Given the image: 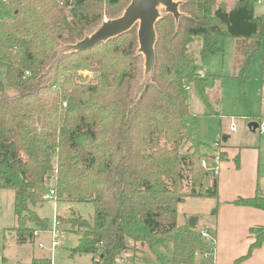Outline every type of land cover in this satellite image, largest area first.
<instances>
[{
	"label": "trees",
	"instance_id": "1",
	"mask_svg": "<svg viewBox=\"0 0 264 264\" xmlns=\"http://www.w3.org/2000/svg\"><path fill=\"white\" fill-rule=\"evenodd\" d=\"M121 1L0 0V10L8 13L0 19V71L5 85L16 90L8 94L0 84V192H13L16 217V227L4 233L14 234L22 246L34 241L37 230H48L49 222L31 208L42 203L50 180L57 201L93 207L89 220L69 214L67 223L78 237L71 254L91 256V264H114L124 255L133 259L144 250L170 249L167 264H194L197 254L213 247L187 223L178 224L177 207L187 197L216 198L217 180L202 167V162L213 167V156L203 154L205 146L196 141L188 86L201 82L196 66L222 53L227 38L235 41L229 78L244 82L251 60L264 48V12L254 13V0H237L231 8L218 0H173L181 16L175 20L162 12L156 21L153 75L139 97L125 104L120 94L131 73L135 26L97 46L103 81L91 92L77 89L65 76L88 68L78 56L90 52H60L92 34L102 6ZM125 37L130 42L122 45ZM196 39L197 57L189 54ZM64 57H69L65 63ZM116 58L121 70L115 69ZM52 69V80L42 85ZM201 84L193 89L198 92ZM218 155L221 162L224 154ZM208 178L211 185L202 190ZM233 204L264 210V195ZM250 233L254 241L244 258L264 243V228Z\"/></svg>",
	"mask_w": 264,
	"mask_h": 264
},
{
	"label": "rangeland",
	"instance_id": "2",
	"mask_svg": "<svg viewBox=\"0 0 264 264\" xmlns=\"http://www.w3.org/2000/svg\"><path fill=\"white\" fill-rule=\"evenodd\" d=\"M130 0L121 1L118 6H111L110 8L101 7L100 9V23L96 26H92L89 32H92L98 28L104 21L115 19L116 17L122 15L124 10L126 9ZM225 1L226 8L233 7L234 3L237 0H218ZM160 14L164 12L163 8H159ZM264 12V8L262 6L256 5L254 9V13L256 15H260ZM8 16V13L0 10V19H4ZM87 34V31L85 32ZM84 34V35H85ZM89 37V36H88ZM131 40L134 42V50L133 53L129 56V68H130V76L128 74V78L123 83V91L120 94L121 98L124 100L125 104H129L130 100L134 97H139L141 92L143 91V86L145 83L151 80L149 73L144 72L145 60L142 54L138 52V43H137V25L131 31L130 35ZM129 37H125L122 45H127L130 42ZM199 40L196 39L189 46V54L197 57L198 48H199ZM234 39H224L222 43V53L215 54L213 56L208 57L202 63L197 65V72L203 74V76H208L212 74H218L223 77H227L231 75L232 72V61L234 55ZM102 51V48L91 49L90 53L79 52V54H84L78 56V58H83V65H87L86 69H79L73 72H66L65 76L70 78V81L74 84V87L80 90H84L83 92H91V90L96 87H100L102 83V74L99 71V62L102 61L99 57V52ZM69 60V57H64L62 61L65 63ZM117 63L115 64L116 70H121L123 68V63L117 59ZM56 63V62H55ZM54 63V64H55ZM81 68V67H80ZM155 68V66H154ZM47 71V70H46ZM46 73V72H45ZM56 73L54 69L49 71L48 75L45 76L43 84H49L53 78V74ZM262 74H264V48L251 60L250 66L245 75V81L239 82L235 79L225 78L221 81V84H216L215 81L211 80L210 82L203 84L199 87V91L193 89L197 87V85L203 82V79L200 78L201 82L196 83L197 85H189L188 86V94L189 101L191 102V108L193 111H198L200 107H203L202 100L200 98L199 92H218L221 97L218 96L219 102L215 106L217 111L220 114L226 116H233L234 124L236 128H238L241 123H245L243 127V132L246 141L249 144H253L260 147L261 150V158L263 162L262 167V179L264 182V136H260L257 132L258 130L252 131L248 128L247 123L241 120L240 117L245 115H254L258 116L261 113H264V81L262 79ZM109 80H112V77H109ZM62 81H60L61 83ZM0 84H2L5 88V91L8 94H16V90L12 88H8L4 82V72L0 71ZM126 85V90L124 86ZM195 86V87H194ZM68 91V94L75 95L76 91H74L73 87H65ZM54 89V88H53ZM56 92V89H54ZM69 96L63 101L66 105L68 102ZM64 106V105H62ZM65 107V106H64ZM203 110V109H202ZM216 111V112H217ZM39 119V121L37 120ZM42 118L37 117L36 120L39 123ZM259 121H264L259 119ZM217 122L207 121L206 127L213 126L216 128ZM209 142L212 143V139L207 137ZM189 145H185L183 152ZM212 148V147H211ZM213 148H216L213 146ZM215 150V151H214ZM219 148L213 149L212 156H218ZM203 154L210 155V151L207 149H201ZM211 157V156H210ZM211 175H214L212 171H208ZM216 176V175H214ZM53 182L47 181V191L46 195L43 197V201L40 205L32 207L33 212L43 221L49 222V229L46 231H40L35 240L32 243H28L25 245H18L16 243V238L14 234L5 232V229H12L16 227V217L14 214V195L10 190H2L0 192V258L4 257V259H0V263L3 264H28L33 258H47L52 260L51 264H90L89 256H79L76 258V255L71 254V248L75 247L78 241V237L75 235L76 229H73L67 221L69 220L70 212H74L77 215H80L82 219L89 220L93 215V207L90 203H71L66 200L57 201L55 199V194L50 197L49 191H53ZM203 190V189H202ZM185 191V190H184ZM187 192V190L185 191ZM209 203L206 201L194 199V198H185L183 202H181L177 207L178 212V224L182 225L187 222L188 224V212L196 211V217L199 219V229L205 226L208 221L211 223V218L208 215V211L206 207ZM59 217L61 222L60 229L58 230V240L59 243L56 246V249L53 251L50 250L52 245L53 235L50 232L54 228V220ZM209 226V225H208ZM200 233V232H199ZM39 243L44 245V248L39 247ZM170 250V249H169ZM161 251L160 249H156L155 253H152L148 250H144L142 254H137L136 257L133 258V264H167V260L171 256V251ZM205 253V252H204ZM202 253V254H204ZM207 253V252H206ZM202 256L200 253L197 255L199 258ZM125 257V255L123 256ZM123 257L120 259L122 260ZM196 257V261L197 258ZM132 258V255H127L125 259ZM74 259V260H73ZM68 260V261H67ZM70 260H73L72 262ZM4 261V262H3ZM115 260L114 264L116 263Z\"/></svg>",
	"mask_w": 264,
	"mask_h": 264
},
{
	"label": "crops",
	"instance_id": "3",
	"mask_svg": "<svg viewBox=\"0 0 264 264\" xmlns=\"http://www.w3.org/2000/svg\"><path fill=\"white\" fill-rule=\"evenodd\" d=\"M202 62H199V64ZM233 67L234 55L231 75L233 73ZM197 73L199 77L203 79L201 85L206 84L211 80L219 85L223 79L231 76L223 77L218 74L203 76V74H200L199 72ZM262 79L264 81V74H262ZM203 94L206 96L208 104H205L202 101L204 106L200 107L198 111L192 110V105L189 101L190 121L193 122L196 141L205 146L203 149L210 151L209 156H212L213 149H216L213 148V145L217 143L219 148L218 151L224 154V159L219 163L218 173L216 174L217 197H189L209 203L206 207L208 211L207 216L212 220L211 223L208 221L205 225L207 227L199 229V219L196 217V211L188 212V220H195L196 227L194 230H197L198 232H206L208 235L207 241L213 245V249H211L210 252L201 254L202 256L199 258L196 256L198 259L195 263L264 264V243L259 248L252 251L250 256L244 258L248 252L249 246L254 241V236L250 233V230L253 228H264V210L233 204L237 199L252 198L257 193L264 195V182L262 179L263 162L260 147L249 144L246 141L243 132L245 123H241V125L236 128L233 122L235 121L233 116H226L217 111L215 106L219 102L218 96L221 97L220 93L218 95V92H211L209 90L203 92ZM240 118L241 120L239 121H245L247 126L249 124H257L255 129L253 127L249 129L252 131L258 130L257 132L259 135L264 136V134L259 132L258 128L259 123L263 122L259 121V119L264 120V113H261L258 116L245 115ZM213 120L217 122L216 128H213V126L206 127L207 121ZM231 126L234 127L233 131L230 130ZM207 137H210V140L212 139V143L209 142ZM222 137L223 141L218 142ZM210 185L211 178H208L203 183V190L209 188ZM36 232L38 234L40 230H37ZM126 256L127 255H125V257ZM77 257L79 256H76V258ZM125 257H123L122 260L117 259L116 263L133 264L132 258L125 259ZM89 258L91 264V256H89ZM0 259H4V257ZM73 260L70 261L72 262ZM50 261L53 262L52 260Z\"/></svg>",
	"mask_w": 264,
	"mask_h": 264
},
{
	"label": "water",
	"instance_id": "4",
	"mask_svg": "<svg viewBox=\"0 0 264 264\" xmlns=\"http://www.w3.org/2000/svg\"><path fill=\"white\" fill-rule=\"evenodd\" d=\"M163 8L165 14H170L178 20L181 14L178 11L179 3L173 0H130L121 16L104 21L89 37L84 38L75 45L66 46L60 52L76 51L85 52L91 50L108 40L122 36L137 25L138 52L145 60L144 72L152 77L155 66L154 45L156 41L154 26L161 17L159 8ZM39 121V119H37ZM257 124H249L248 128L257 127ZM190 229H195L194 219L188 220Z\"/></svg>",
	"mask_w": 264,
	"mask_h": 264
},
{
	"label": "built area",
	"instance_id": "5",
	"mask_svg": "<svg viewBox=\"0 0 264 264\" xmlns=\"http://www.w3.org/2000/svg\"><path fill=\"white\" fill-rule=\"evenodd\" d=\"M256 5H259V6H262L264 8V0H254ZM64 106H66V104L64 103L63 104ZM258 128H259V132L261 134H264V121L263 122H260L259 125H258ZM231 131L234 130V127L231 126L230 128ZM214 147H218V144H214L213 145ZM220 161H219V158L218 156H213V167H208L207 164L205 162H202V167L205 169V170H208V171H212L214 175H216L218 173V165H219ZM50 197L53 195V191H49V194H48ZM60 229V223H59V220L58 219H55L54 220V228L52 230H50V232L52 233L53 235V240H52V245H51V250L53 251L56 246L58 245L59 243V240H58V230ZM37 232L34 233V235L36 236ZM200 236H201V239L206 241L208 243L209 246H213L211 243H209L207 241L208 239V235L206 232H200ZM39 247L40 248H43L44 246L42 244H39ZM198 255V254H197ZM129 264H132V263H129ZM169 264V263H168ZM196 264V263H194Z\"/></svg>",
	"mask_w": 264,
	"mask_h": 264
}]
</instances>
